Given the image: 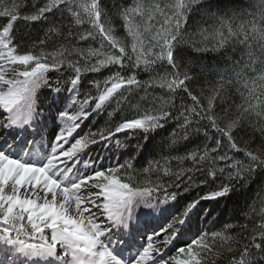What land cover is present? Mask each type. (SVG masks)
Listing matches in <instances>:
<instances>
[{
	"label": "snow or ice",
	"instance_id": "obj_1",
	"mask_svg": "<svg viewBox=\"0 0 264 264\" xmlns=\"http://www.w3.org/2000/svg\"><path fill=\"white\" fill-rule=\"evenodd\" d=\"M0 264H264V0H0Z\"/></svg>",
	"mask_w": 264,
	"mask_h": 264
},
{
	"label": "trees",
	"instance_id": "obj_2",
	"mask_svg": "<svg viewBox=\"0 0 264 264\" xmlns=\"http://www.w3.org/2000/svg\"><path fill=\"white\" fill-rule=\"evenodd\" d=\"M224 4L227 6H239L241 8H244L247 6V0H223ZM248 12H251V9H246ZM251 18V17H249ZM108 73L105 72V75H107ZM97 79H103L102 76L97 75L96 76ZM141 78H144L143 76ZM103 126V125H101ZM88 129L85 128V131H87ZM203 194V193H201ZM207 203V202H204ZM168 219H170V217L165 218V216L160 215L159 213L155 214L154 217H147L144 219H140L139 221H133L132 225H133V230H134V234H135V240H134V244H133V249H130L129 252H125V255H129L131 253L132 250H134V248L140 247L141 245H143L146 242V235L151 234L152 231H159L162 227H164V225L168 222ZM164 239V234L161 233L157 239L154 241L155 242H159L162 241ZM178 242L177 247L180 246V243ZM174 249L172 251L168 252V255H173L174 254Z\"/></svg>",
	"mask_w": 264,
	"mask_h": 264
}]
</instances>
